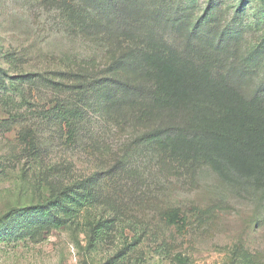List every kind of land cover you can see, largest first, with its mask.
<instances>
[{
	"label": "rangeland",
	"instance_id": "obj_1",
	"mask_svg": "<svg viewBox=\"0 0 264 264\" xmlns=\"http://www.w3.org/2000/svg\"><path fill=\"white\" fill-rule=\"evenodd\" d=\"M115 1L0 0V264H264V0Z\"/></svg>",
	"mask_w": 264,
	"mask_h": 264
},
{
	"label": "trees",
	"instance_id": "obj_2",
	"mask_svg": "<svg viewBox=\"0 0 264 264\" xmlns=\"http://www.w3.org/2000/svg\"><path fill=\"white\" fill-rule=\"evenodd\" d=\"M59 1H63V2L68 1L70 3L76 2V0H59ZM77 1L79 2V4L76 6L77 9L80 8V6H84L88 8L89 5V13H91V16L93 17L91 21L93 27L90 28L91 37L97 39L100 38L105 39L108 42V44L111 45L112 47L116 45V43L119 40V36L122 35V32H125L127 29L131 28V26H135L137 24L135 21L131 19L135 15L132 14V16L130 17L129 14L126 11H124V9L122 10L119 9V5L115 0H77ZM112 30L114 32H112ZM1 72L2 73L4 72L3 69H1ZM6 76L7 75H4V77ZM21 77H26V74L18 75V77L16 78L6 77L5 78L7 79L6 83L9 87L10 86L15 87V84H18V80L21 79ZM8 88L5 85V83H3L2 80V83L0 85V89L2 90V93L0 95V101L2 103H5L9 100V97L6 96ZM56 114L62 117L65 120V122L68 120V118H70V116L71 118L73 117L72 119L74 120H76L77 117L79 116V113L77 111L69 112L66 109H60L57 111ZM183 130H185L190 134H198L202 132L200 130H194V129L190 130L187 128H183ZM177 131L178 130L175 129V132ZM163 134H165V132H163ZM68 191L69 190H63L59 193L54 194L46 203H44L43 206H45L48 209L64 206V202L66 198H69V196H71ZM37 230L38 227L35 224L30 225V232L32 233L33 236L37 233ZM175 260L178 262V264H188L187 260L179 255L175 257Z\"/></svg>",
	"mask_w": 264,
	"mask_h": 264
}]
</instances>
